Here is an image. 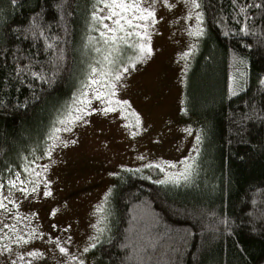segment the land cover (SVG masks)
<instances>
[{
    "label": "trees",
    "instance_id": "1",
    "mask_svg": "<svg viewBox=\"0 0 264 264\" xmlns=\"http://www.w3.org/2000/svg\"><path fill=\"white\" fill-rule=\"evenodd\" d=\"M194 1L180 115L199 134L194 167L180 183L117 175L95 264H264V0ZM93 6L0 0V186L42 153L84 80Z\"/></svg>",
    "mask_w": 264,
    "mask_h": 264
},
{
    "label": "rangeland",
    "instance_id": "2",
    "mask_svg": "<svg viewBox=\"0 0 264 264\" xmlns=\"http://www.w3.org/2000/svg\"><path fill=\"white\" fill-rule=\"evenodd\" d=\"M110 2L94 0L92 56L46 147L0 186V264H95L88 252L107 228L105 202L117 175L131 170L180 183L194 167L199 134L180 115L201 31L196 2L127 0L140 7L115 9L126 18L122 31L114 22L119 17L104 19ZM69 116L74 122L60 123Z\"/></svg>",
    "mask_w": 264,
    "mask_h": 264
},
{
    "label": "snow or ice",
    "instance_id": "3",
    "mask_svg": "<svg viewBox=\"0 0 264 264\" xmlns=\"http://www.w3.org/2000/svg\"><path fill=\"white\" fill-rule=\"evenodd\" d=\"M197 6H198V5H197ZM105 7H108V8H110V9H112V11H111L110 15L104 17V19H111L112 17H119V19H116L114 22H115V24L119 27V29L122 31V30H123V25L121 24V20H122V19H126V18L123 17V16H121L119 12L115 11V9H120V10H122V11H127V10H129V9H131V8H133V7H135V8H139L140 5H139V3H128L127 0H111L110 3L105 4ZM151 16H153V13H152V12H148V17H151ZM139 18H140V19H146V17L143 16V15H141ZM126 22H127L129 25H131V21H130V20H126ZM104 27L107 28L108 26H107V25H104ZM109 31H115V30H113V29H109ZM102 35H104V34L102 33ZM109 39L114 40L115 37H114V36H113V37H109ZM121 39H122V38H121ZM142 51H143V49H142ZM148 51L150 52V49H149ZM106 59H107V58H106ZM93 74H95V69H93ZM115 79H116V80H119V79H120V76H119V75H116ZM92 82H93V83H99V81H95V80L92 81ZM84 95H86V93H84ZM97 98H99V96H98ZM82 103H84V101H82ZM87 103H90V101H87ZM81 111H83V109H81ZM105 111H112V109H111V108H108V109H106ZM74 119H75V120H80L81 117H80V116H76ZM72 122H74V121H73V119H72L70 116H69L68 119H66V120H64V121H60V123H62V124L72 123ZM64 130H65V131H68V130H70V129L65 128ZM59 131H60V129H56L55 132L53 133V136H54L55 139H57V140L59 139V137L56 136L55 133H56V132H59ZM185 165H186V171H187V169L190 168V165H188L186 162H185ZM169 167H175V165H169ZM182 175H186V174H185V173H182ZM162 182H163V181H162ZM15 186H16V185L13 183V187H15ZM0 207H3V205L0 204ZM61 251H63V249H61ZM33 255H36V254H33Z\"/></svg>",
    "mask_w": 264,
    "mask_h": 264
}]
</instances>
